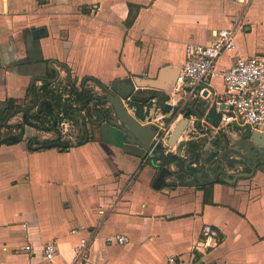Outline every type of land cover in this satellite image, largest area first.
<instances>
[{"label":"crops","instance_id":"1","mask_svg":"<svg viewBox=\"0 0 264 264\" xmlns=\"http://www.w3.org/2000/svg\"><path fill=\"white\" fill-rule=\"evenodd\" d=\"M232 28L237 48L220 58L205 99L176 93L175 75L166 86L173 83L171 91L138 86L164 71L179 73L189 45H210L218 30ZM254 57L264 58V0H0V118L11 105L36 109L35 90L39 102H50L52 92L67 95L71 88L74 105L88 103L89 111L95 103L99 118L90 111L86 120L100 128L80 143L66 142L67 151L46 147L53 131L39 128L0 144V264H167L170 256L181 264H264V161L256 159L253 176L236 179L253 166L223 159L229 150L244 153L243 138L261 131L222 128L216 103L225 92L222 72L238 58ZM128 81L135 88L124 103L132 102L128 111L137 120L135 92L153 95L142 124L176 127L187 117L189 128L215 135L205 168L197 166L199 142L191 141L199 159L188 142L191 166L179 156L188 172L179 162L160 167L158 155L134 142L114 112V120L104 115L105 99H96L110 96L102 86ZM94 87L102 93L91 100ZM159 95L164 103L156 110L163 113L151 121ZM178 144L164 145L166 153L175 155ZM227 157L241 159L235 152ZM218 163L227 176L217 177ZM207 225L220 232L209 246L202 235ZM118 236L128 244L107 243ZM49 243L57 246L51 261L43 252Z\"/></svg>","mask_w":264,"mask_h":264},{"label":"built area","instance_id":"2","mask_svg":"<svg viewBox=\"0 0 264 264\" xmlns=\"http://www.w3.org/2000/svg\"><path fill=\"white\" fill-rule=\"evenodd\" d=\"M238 1L243 4L249 2ZM236 31V28L218 30L210 45L192 44L187 47L186 61L179 70L176 80V93L192 99H205L207 93L211 95L213 80L218 75L217 66L220 58L226 52L235 51L237 48ZM221 78L225 92L216 103L223 107L222 128L241 127L264 132V58H238L231 68L222 72ZM127 105L131 108L132 102ZM171 126H159L160 131L155 138L157 144L167 145L174 124ZM202 235L206 246L220 240V232L210 225L204 227ZM128 242L129 238L126 236L107 239L108 244L125 245ZM86 249L87 242L82 240L80 254H85ZM25 250L31 252L32 247L26 246ZM43 252L47 260H53L57 254L56 244H46ZM167 264H181V261L177 256H170Z\"/></svg>","mask_w":264,"mask_h":264},{"label":"water","instance_id":"3","mask_svg":"<svg viewBox=\"0 0 264 264\" xmlns=\"http://www.w3.org/2000/svg\"><path fill=\"white\" fill-rule=\"evenodd\" d=\"M173 73L164 71L160 75V78L156 81L138 80L137 84L141 88L147 87V88H152V89L171 91L173 89L174 84L171 83L169 87H166V86L168 85V82L172 79L173 75H175V82H176L178 72L173 71ZM55 81H57V78L53 80L52 79L48 80L50 84L54 83ZM70 82L72 84V80H70ZM85 83H86V80L83 81V87L85 86ZM71 86L75 88L73 84ZM127 86H129L130 89L126 90L127 92L124 93L123 89H126ZM134 88H135L134 84L132 82L130 83L129 81L128 82H116L110 88L107 86H102V89L107 94L110 95V98H107L104 103L111 105L112 110L115 113V116L120 122V126L125 132H127V134L132 138L134 142L138 143L144 149L151 151L152 154L158 155L154 159L160 162L159 163L160 167L170 165L174 162H179L181 170L184 172H188L187 170H185L184 164L179 156L167 154L165 146H162L155 142V138L160 131V127L156 124H142L139 120L135 118L134 115L129 113L128 108L126 107L124 103V100H127L129 97H131L134 91ZM34 99H35V107H36L39 104V98H38V94L36 90L34 91ZM31 109L32 108L30 107H20V108L13 110L3 122H0V127L5 126L7 122L13 116H16L19 113L27 114L29 113ZM171 109H172V106L170 104H165L164 106L165 111L169 112L171 111ZM219 118H221L220 115H219ZM188 125H189V121L187 120V117H185L183 120H181V122L173 130L172 134L170 135L167 141V146L171 148L175 147L180 141V139L182 138L183 134L185 133ZM215 126H218V125H215ZM241 144H242L244 153L236 152L234 150H229L223 154V159L230 164L234 162L238 164H242L244 161H246V163L253 166V170L251 173L237 174L235 175L236 179L243 177V176L245 177L253 176L258 168L257 160L260 161L259 163H263L262 161H264L263 160L264 159V133L259 132V131H251L250 133L246 135V137L243 138V140L241 141ZM231 152L237 153L241 159L234 160V159L228 158L227 155ZM215 168L216 169L221 168V170L217 174V177H219L220 175L227 176V171L223 168L221 163L216 164ZM196 171L202 172L201 170H194V172ZM209 180L212 182H216L217 178L212 179L209 177Z\"/></svg>","mask_w":264,"mask_h":264},{"label":"rangeland","instance_id":"4","mask_svg":"<svg viewBox=\"0 0 264 264\" xmlns=\"http://www.w3.org/2000/svg\"><path fill=\"white\" fill-rule=\"evenodd\" d=\"M93 90H94L93 92H95V94H97V95L99 93H102V91L98 90L96 87H94ZM151 95L152 94L146 95V94L142 93L141 91H136L134 94V98L140 97V98H142V100L146 101L149 98H151ZM158 97L160 99L159 103H156V102L152 103L153 109H155V113L153 116L150 117L151 121L157 120V116L159 114L163 113L162 108L160 110H156L158 107H161L162 104L164 103L163 95H159ZM106 105H108V106H106ZM106 105L103 107V110L105 112L108 111L109 116L111 117L112 120H114L115 117L112 115L113 111H112L111 105H109V104H106ZM93 106H96L95 103H93L91 105V107L88 108L89 111H85V112L88 116V113H90V111H91L92 116H95V118H99V115L95 112V107H93ZM81 110H84V109H81ZM108 112H107V114H108ZM133 115H134V113H133ZM174 115H175V113L174 114L172 113L170 115V117H168L169 123H171L173 121ZM81 116L83 119L81 118ZM87 116H86V118H87ZM89 118H92V117H89ZM44 120H45V122L47 121L46 119H44ZM13 122H21V116H17L16 118H14ZM90 123H92V120L90 122H88L85 119V117L82 115V113L77 112L76 117L74 118V120L72 122L66 121V124H59L58 126H56L54 124H41V125H45V126L48 125L50 128H53V126H55V130H53V133H51V135H50L51 136L50 140L61 139L63 142H71L73 144H77V143L82 142L86 137H90L91 132H93L92 128H94L95 125H98V124H90ZM167 127H170V126L168 125ZM175 128L176 127H174V129ZM27 129L30 130V128H27ZM19 134H20V131L18 128L16 130H14V129L7 130V129L0 127V143L8 142L11 139L10 136H12V135L16 136ZM200 135H205V136L199 137ZM196 138H199V139L196 140ZM191 141H193V142L197 141V142H199V144L202 145V148H201V154L203 155V157L201 159L202 162L198 163L197 166L198 167L203 166L205 168L206 167L205 160L208 157H210L215 150V148H214L215 141H216L215 135H213L211 131H207V130L205 132L202 131V129L194 131V129H191V127L190 128L188 127L186 129L185 133L183 134V137L181 138V140L178 144L177 150L174 154L178 155V156H183L184 163L187 167L191 166L192 163L194 162V160H193L194 155L192 154V152L190 151V148L188 146V142H191Z\"/></svg>","mask_w":264,"mask_h":264},{"label":"flooded vegetation","instance_id":"5","mask_svg":"<svg viewBox=\"0 0 264 264\" xmlns=\"http://www.w3.org/2000/svg\"><path fill=\"white\" fill-rule=\"evenodd\" d=\"M71 93H72V90L70 88V91L69 93L65 96V102L70 105L71 103L74 102V100H72V96H71ZM109 95V94H108ZM92 96L91 97V100H93L94 98H97L98 96H94L93 95V91H92ZM110 96V95H109ZM107 98L109 97H101L99 96L96 100H97V103L99 102H102L104 99L106 100ZM95 100V101H96ZM40 104L38 105V107L32 111H30V113H27V114H24V113H21V122H16V123H12V120L14 117L16 116H13L5 126H2L1 128H4V129H7V130H11V129H14L16 130L17 128L19 129L20 131V134L19 135H12L10 136V138H13V137H17V136H21L24 134V132H26L27 128H30V129H35L36 127L35 126H40V127H44L45 129L43 131H53L52 129L55 128V126H53V128H50L48 125H41V124H54L56 126H58L59 124H65L64 122L67 120L68 122H70V117H66L65 114H61V115H58V111H55L53 109V107L49 104V102L47 101H40L39 102ZM76 106V105H74ZM87 106H89L88 103L86 104H82L80 105V107L83 109L86 108ZM78 107V106H76ZM79 108V107H78ZM79 108V109H81ZM17 109V106H10V108L4 113V115L0 118V122H3L6 117L13 111ZM80 113H82V115L85 117L86 119V112H85V109L83 111L79 110ZM78 111V112H79ZM108 112V111H107ZM88 113V112H87ZM109 113V112H108ZM106 114V112H105ZM90 113H88V116L90 117ZM18 116V115H17ZM87 116V117H88ZM82 118V116H81ZM46 119L47 121L45 122ZM83 119V118H82ZM44 121V122H43ZM46 129H49V130H46ZM224 169H226V167H223ZM221 170V168H219V171ZM252 170H248V172H251Z\"/></svg>","mask_w":264,"mask_h":264},{"label":"trees","instance_id":"6","mask_svg":"<svg viewBox=\"0 0 264 264\" xmlns=\"http://www.w3.org/2000/svg\"><path fill=\"white\" fill-rule=\"evenodd\" d=\"M64 91H62L60 93H58L57 91L52 92V95L50 96L51 99H50L49 104L53 107V109L55 111L59 112L58 115L65 114V116L67 118L70 117L72 119L75 117L76 113L80 109L78 107L74 106L75 102L71 103L70 105H68L65 102L64 95H66V89ZM146 102H147V100L144 101L140 97L134 98L133 106L137 109L136 117L139 120H144V118L142 117V111H143L144 107L146 106ZM104 115H106V114H104ZM35 127L39 128V129H45L44 127H40V126H35ZM46 130H49V129H46ZM52 130H55V128ZM92 130H93V135L96 136V134L99 133L100 128L97 125H95L94 128H92ZM31 143L34 144L35 141L32 140ZM45 144H47L46 147H56L62 151H67L71 147V145L69 143L63 142L61 139L51 140V141L46 142ZM189 145H191L190 147H192L194 149L195 153L197 154L196 156L199 159L200 158V153H199L200 147L194 146L193 142H190ZM198 159L196 161H198Z\"/></svg>","mask_w":264,"mask_h":264}]
</instances>
